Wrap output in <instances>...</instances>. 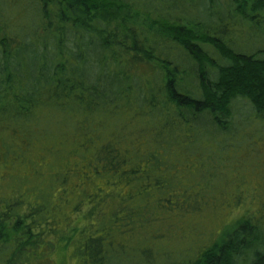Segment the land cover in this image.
<instances>
[{
	"label": "trees",
	"instance_id": "obj_1",
	"mask_svg": "<svg viewBox=\"0 0 264 264\" xmlns=\"http://www.w3.org/2000/svg\"><path fill=\"white\" fill-rule=\"evenodd\" d=\"M194 1L0 0V167L45 189L0 196V264H264V196L231 174L264 135V51L191 22L179 2ZM47 152L41 179L24 163ZM205 210L236 216L203 251L165 256Z\"/></svg>",
	"mask_w": 264,
	"mask_h": 264
},
{
	"label": "rangeland",
	"instance_id": "obj_2",
	"mask_svg": "<svg viewBox=\"0 0 264 264\" xmlns=\"http://www.w3.org/2000/svg\"><path fill=\"white\" fill-rule=\"evenodd\" d=\"M141 1L146 6L154 5L151 8H155L156 6L158 9H166L173 0ZM179 3L181 9H185L181 12L187 13L186 16L191 22L202 23L205 30L210 31L214 37L222 39L236 53L252 54L264 51V10L256 11L249 5L244 11L245 13H240L236 4H233L231 0H227L223 4L210 2L209 0H196V2L191 3L190 8L187 5L184 6L182 2ZM208 50L210 52L213 49L209 48ZM253 129L259 132V128L256 129V125H254ZM250 130L252 131V126H250ZM248 134H250L248 138L252 139V136H254L253 142L244 141V146L239 148L238 152L233 153L234 161L232 163L239 168L231 172V174L233 176L235 174L238 180L243 181V185L255 186L254 189L258 193V197L255 195L254 199V203H256V201L259 202L260 198L264 196V179L260 180L259 178L260 176H264V160L259 158V154L262 153V147L264 146V135H259V133L253 131L248 132ZM66 138H63V142L67 141ZM250 144L255 145L252 147L249 146ZM251 150L257 154L258 158L253 157ZM48 152L53 155L51 150H48ZM48 152L43 156L44 161L40 162L35 169L33 163H24L27 168L41 172L38 175L41 179L50 176L52 171H56L57 168L53 164L54 159ZM258 152L260 153L258 154ZM242 159L244 160L241 161ZM9 163L7 161V164ZM0 170L7 171L8 173L5 178H0V196L15 195L21 189L22 193H31L28 199H32L30 201L34 202L33 204H41L43 202L40 196L45 191L44 185H22V181H13L11 178L15 176V172L18 170L17 167H0ZM33 175L31 171L30 175L25 176L23 174L21 176H23L22 178L28 177L29 180H34ZM45 186L47 187L48 185ZM80 190L78 189L76 193V190L69 188L71 197L77 196L78 193L80 195ZM215 212L213 210H205L201 214L188 216L180 226L181 229L177 232L176 236H169L160 241L161 248H159L167 252L165 256L170 257L171 254H174L175 258H179L180 253L195 254L194 249L203 251L205 247L211 245L215 238L212 233L218 234L228 224L229 220H232L236 216V211L230 214L228 211ZM58 256L60 257V255ZM67 261L69 264H72L69 259ZM38 264L42 263L38 262ZM43 264H49V261L44 259Z\"/></svg>",
	"mask_w": 264,
	"mask_h": 264
}]
</instances>
